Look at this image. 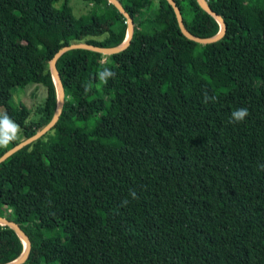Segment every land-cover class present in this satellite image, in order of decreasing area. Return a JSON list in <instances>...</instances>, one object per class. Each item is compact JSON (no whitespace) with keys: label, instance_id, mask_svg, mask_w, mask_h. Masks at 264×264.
<instances>
[{"label":"trees","instance_id":"obj_1","mask_svg":"<svg viewBox=\"0 0 264 264\" xmlns=\"http://www.w3.org/2000/svg\"><path fill=\"white\" fill-rule=\"evenodd\" d=\"M82 1L93 12L76 17L68 0H0V112L21 128L0 157L51 120L61 47L125 40L119 10ZM116 1L129 44L61 52L57 120L0 164V217L28 237L24 264H264V0H203L226 28L207 44L166 0ZM172 1L194 37L219 33L196 0ZM30 85L47 93L34 112L12 101ZM23 252L0 224V264Z\"/></svg>","mask_w":264,"mask_h":264},{"label":"water","instance_id":"obj_2","mask_svg":"<svg viewBox=\"0 0 264 264\" xmlns=\"http://www.w3.org/2000/svg\"><path fill=\"white\" fill-rule=\"evenodd\" d=\"M108 3L112 4L117 10H119L126 18L128 21V27H127V35L124 41H122V43H120L117 47H113V48H106V49H102V48H97L91 45H87L84 43H78V44H74L71 43L67 46H63L59 49V51L53 56L51 62H50V70L52 71V78L55 84V87L57 89V105H56V109L55 112L53 113L51 120L49 121L48 124H46L43 129H41L39 132H37L35 135H33L32 137L23 140L22 142H20L19 144H17L16 146L10 148L9 150H7L1 157H0V164L2 162H4L7 158H9L10 156H12L14 153H16L17 151L21 150L22 148H24L25 146L37 141L38 139L42 138L44 135H46L50 130L51 127L53 126V124L55 123V121L58 118V115L60 113L61 110V106L63 104V100H64V89H63V84L60 78V75L58 73V71H56L55 68V60L56 58L59 56V54L67 49H78V50H91V51H95V52H99L102 54H113V53H117L119 52V50L124 49L129 42L131 41L132 35H133V31H134V25H133V20L130 17V15L126 12L125 9L122 8V6L120 5V3L116 0H107ZM166 2L169 4V6L171 8H173L175 16L177 18V21L179 23L180 29L181 31L190 39H193L194 42L199 43V44H207V43H212L215 41H218L219 39H221L226 31L225 28V24L222 20V18L220 16H218L217 14H215L210 8H208L205 4V2L203 0H196L197 4L203 8L207 13L211 14L219 23L220 25V31L219 33L212 37V38H199V37H194L186 28L184 22H183V18L181 15V12L179 10V8H176V6L174 5L172 0H166ZM0 224L2 225H7L9 227H11L12 229L15 230V232L18 234V236L23 240L24 243V252L22 253V255L17 258L16 260L6 263V264H24V262L26 261L29 251H30V241L28 239V237L23 233V231L19 228V226L12 222L9 221L5 218L0 217Z\"/></svg>","mask_w":264,"mask_h":264},{"label":"clouds","instance_id":"obj_3","mask_svg":"<svg viewBox=\"0 0 264 264\" xmlns=\"http://www.w3.org/2000/svg\"><path fill=\"white\" fill-rule=\"evenodd\" d=\"M116 73L111 69L105 67L103 70L97 73L98 80L107 84L109 79L115 78ZM89 91L88 88L85 89V93ZM205 102L209 100L214 101L216 97H209L205 92L204 94ZM249 115V111L247 108H238L231 113L229 123H240L243 122ZM21 132L20 125L11 118V116L5 111L0 112V148H6L9 144L19 139ZM261 170H264V164L259 165ZM130 195L135 199L136 193L135 191L130 190ZM126 204L127 201L125 200Z\"/></svg>","mask_w":264,"mask_h":264},{"label":"rangeland","instance_id":"obj_4","mask_svg":"<svg viewBox=\"0 0 264 264\" xmlns=\"http://www.w3.org/2000/svg\"><path fill=\"white\" fill-rule=\"evenodd\" d=\"M68 5L70 6V10H72L74 16L76 17H80L93 12L92 5L88 2H83L82 0H68ZM46 95L47 93L44 87L38 85H30L23 89L15 91L12 101L14 104L22 102L34 112L35 109L33 107L36 104H39L46 97ZM41 264L46 263L42 262Z\"/></svg>","mask_w":264,"mask_h":264}]
</instances>
